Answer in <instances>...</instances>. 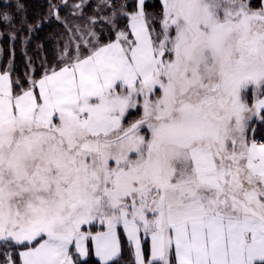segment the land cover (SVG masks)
<instances>
[{"label":"snow or ice","instance_id":"6c2138e0","mask_svg":"<svg viewBox=\"0 0 264 264\" xmlns=\"http://www.w3.org/2000/svg\"><path fill=\"white\" fill-rule=\"evenodd\" d=\"M67 4L39 75L0 69V264H264V0Z\"/></svg>","mask_w":264,"mask_h":264},{"label":"trees","instance_id":"16d2710c","mask_svg":"<svg viewBox=\"0 0 264 264\" xmlns=\"http://www.w3.org/2000/svg\"><path fill=\"white\" fill-rule=\"evenodd\" d=\"M17 0H0V4L12 5V8H2L0 11L10 12L14 16H19L14 10ZM26 7V19L28 22L41 21V27L37 31L29 34L28 29L21 28L17 19L15 27L12 24H0V69L6 67L7 61L13 66L14 75L24 78L26 72H29V65L33 67L34 74L39 75L42 61L51 60L57 50V34H63L64 29L54 17L48 15V5L50 0H20ZM51 2L60 4V0H51ZM94 5L92 2L84 11L83 20L94 14ZM67 7L62 6L60 16H66ZM257 139L264 138V127L257 125ZM92 250V248H91ZM90 250L87 259L82 260L83 264H101ZM123 260L121 264H132L134 257L130 250L123 245Z\"/></svg>","mask_w":264,"mask_h":264},{"label":"rangeland","instance_id":"374dc122","mask_svg":"<svg viewBox=\"0 0 264 264\" xmlns=\"http://www.w3.org/2000/svg\"><path fill=\"white\" fill-rule=\"evenodd\" d=\"M81 0H68V4L67 5H63L64 7H67L66 10V16H63L65 20H67L69 23H87L88 19H85L86 17L84 15V11H86L87 7L89 6L90 3L94 2V14L92 16L89 17H99L100 15H106L107 11L106 9H104L102 6L100 8H97V4H101L102 5V0H84V6H83V14L81 15H76L75 13H77L79 10L74 8L72 5L80 3ZM101 27H103L101 25ZM104 32H107V28H103ZM57 48H58V42H57ZM55 55V53H54ZM42 66V65H41ZM33 69V67H32ZM99 228V226H97Z\"/></svg>","mask_w":264,"mask_h":264},{"label":"crops","instance_id":"0c3cea01","mask_svg":"<svg viewBox=\"0 0 264 264\" xmlns=\"http://www.w3.org/2000/svg\"><path fill=\"white\" fill-rule=\"evenodd\" d=\"M87 245H88V248H89V255H90V250H91V248H92V253H93V255H94V245L92 244V242L91 241H88L87 242ZM122 249H123V243H122ZM95 256V255H94ZM89 257V256H88ZM87 257V258H88ZM87 258H83V257H81V260H85V259H87ZM96 259L99 261V259L96 257ZM100 262V261H99ZM101 263V262H100Z\"/></svg>","mask_w":264,"mask_h":264}]
</instances>
